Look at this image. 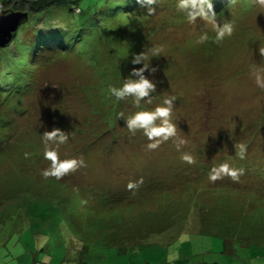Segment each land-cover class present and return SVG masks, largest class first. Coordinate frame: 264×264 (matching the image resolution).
I'll return each instance as SVG.
<instances>
[{"label": "rangeland", "instance_id": "rangeland-1", "mask_svg": "<svg viewBox=\"0 0 264 264\" xmlns=\"http://www.w3.org/2000/svg\"><path fill=\"white\" fill-rule=\"evenodd\" d=\"M148 1L122 43L83 59L27 67L65 8L30 14L0 50L1 80L24 85L0 95V264H264V0ZM166 217L168 233L129 246Z\"/></svg>", "mask_w": 264, "mask_h": 264}, {"label": "trees", "instance_id": "trees-1", "mask_svg": "<svg viewBox=\"0 0 264 264\" xmlns=\"http://www.w3.org/2000/svg\"><path fill=\"white\" fill-rule=\"evenodd\" d=\"M85 1L86 0H0V12L5 10L13 12H26L28 17L30 14H34V16L39 17L43 14L45 15L47 12L56 8L66 9V12H62L58 17V19L63 21V24H61V26L59 24V27L54 28L53 32H48L46 30L39 31L40 36L38 39V45L36 47V50L32 51L30 59L26 61L27 67L29 66V69H33V67H35V57H37L38 55H43L44 53H50L47 58L48 60H42L41 63L37 64L36 66H46L48 61H52L53 59H56L60 56L63 57L64 55H70L71 53L83 59V57L85 56V51H87L91 47V42L97 39H101L103 41V45L109 44L108 41L111 40H113L114 42L117 41L119 43H122L123 39L126 36V31L128 29L127 26H129L130 28L131 21H135L136 19H141L145 17L146 15L144 13L147 10H150L151 7L155 6H153L152 3H150L149 1L148 5H144L143 3L145 2H143V0H124L125 2H123V0H89L92 1V3H89V8L86 12V10L82 9V4ZM167 1H169V3L171 1V5H174L175 7H170L174 9L179 8V10L181 11L192 12L197 14H209L210 11H214L221 5H224V3H227L229 1L233 2V0ZM154 2H157L158 4L159 2H165V0H155ZM111 6H116L115 11L110 9ZM98 8L101 10V16L103 18L102 22L99 21V14H97ZM67 13L68 15L73 16L74 21L69 20L70 17L67 15ZM75 15L77 16V18H75ZM91 27L95 30L92 31L90 29H87ZM103 29L105 31H102ZM9 55L11 56L14 62H18L15 59L16 53L9 50ZM94 61L95 59H93L91 63ZM3 65L5 66V63H3ZM8 71L9 69L6 70V72ZM24 75L25 74H23V77ZM21 79H13V84L10 86L9 83L2 81L0 78L1 97H3V95L5 96V93L6 95L15 92L21 93L22 88L24 86L23 81H21ZM12 87L15 88V91H11ZM0 125H5V121H3V119H0ZM0 139L2 140V138ZM243 164V162L239 163V165L241 166H243ZM257 175L260 178L261 176H264L263 174ZM217 201H220L218 205ZM217 201L214 203L213 208L216 212H219L221 214H223L222 211H224V207L228 205H236L234 202H231L226 198H222ZM219 206L222 211L218 208ZM124 207H122V209H124ZM213 208H205L204 210L203 208H201L200 210V207H195V205L193 204L190 207V211H194V213H196L195 215L197 219H200V221L202 222L208 218V216H206L207 214H211L213 212ZM228 215L230 214L227 213L225 216ZM229 218L230 217H227L226 219ZM168 220L169 218L166 217V219L162 221V223H160V226H158L159 224L155 225L154 223H151L152 225L148 226L147 229L139 228L138 230H134L131 228L132 230L127 232L129 234L125 239L127 241H130L129 246H132L136 243H140L148 239L149 235H159L163 233H168V229L170 227ZM137 221L139 220L137 219ZM190 224L191 223H188L187 226H190ZM128 226H131L130 222ZM239 238L244 239V234H242ZM102 242L103 245L115 247L121 245L123 239L120 240L116 238V234H108L102 238ZM80 249L81 253L87 251L85 249V245H81ZM245 258L247 259L248 256L245 255Z\"/></svg>", "mask_w": 264, "mask_h": 264}, {"label": "water", "instance_id": "water-1", "mask_svg": "<svg viewBox=\"0 0 264 264\" xmlns=\"http://www.w3.org/2000/svg\"><path fill=\"white\" fill-rule=\"evenodd\" d=\"M26 12H0V49L8 47L17 35L19 27L26 23Z\"/></svg>", "mask_w": 264, "mask_h": 264}, {"label": "crops", "instance_id": "crops-1", "mask_svg": "<svg viewBox=\"0 0 264 264\" xmlns=\"http://www.w3.org/2000/svg\"><path fill=\"white\" fill-rule=\"evenodd\" d=\"M228 254H230V253H228ZM235 257H238V256H235ZM245 258V255H244V257H241V259H244ZM252 262H251V260H250V262L248 263V264H251ZM221 264H224V262H223V260H222V263Z\"/></svg>", "mask_w": 264, "mask_h": 264}]
</instances>
